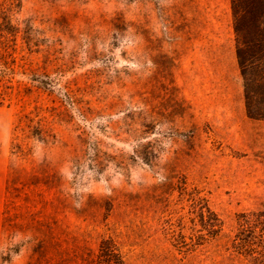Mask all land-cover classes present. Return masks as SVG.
<instances>
[{"label":"rangeland","instance_id":"1","mask_svg":"<svg viewBox=\"0 0 264 264\" xmlns=\"http://www.w3.org/2000/svg\"><path fill=\"white\" fill-rule=\"evenodd\" d=\"M1 64L0 264H264L231 0H0Z\"/></svg>","mask_w":264,"mask_h":264},{"label":"trees","instance_id":"2","mask_svg":"<svg viewBox=\"0 0 264 264\" xmlns=\"http://www.w3.org/2000/svg\"><path fill=\"white\" fill-rule=\"evenodd\" d=\"M231 3L247 113L250 118L264 120V0H231ZM3 67L1 64L0 73L4 72ZM259 227L260 231H264V219L261 226L251 223L247 229L243 228L239 234L240 245L242 242L249 243L250 237L255 240L258 236L264 244V232L256 235ZM255 249L251 246L250 251L255 253ZM259 254L264 257V246ZM97 264H126L113 239L102 240Z\"/></svg>","mask_w":264,"mask_h":264}]
</instances>
